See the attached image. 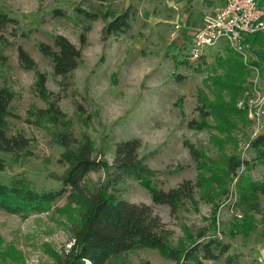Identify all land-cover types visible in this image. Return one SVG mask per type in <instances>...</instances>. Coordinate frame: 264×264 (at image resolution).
<instances>
[{
	"label": "rangeland",
	"instance_id": "obj_1",
	"mask_svg": "<svg viewBox=\"0 0 264 264\" xmlns=\"http://www.w3.org/2000/svg\"><path fill=\"white\" fill-rule=\"evenodd\" d=\"M185 3L193 9L188 21ZM130 4L138 9L131 28L123 35L107 36V22ZM200 4L201 0L105 4L99 0H0V8L16 20L1 31L8 42L0 46V56L5 57L0 60V82L16 93L9 130L31 140L22 153H0V182L24 180L38 191L62 187L61 178L69 166L57 138L62 125L39 114L40 108L49 106L35 84L39 73H44L47 91L59 99L69 128L79 142L91 140L98 159L112 164L116 142L140 140L138 154L153 171L148 175L150 184L127 179L119 185L120 195L151 205L165 223L172 246L183 248L205 233L230 245L234 264H264V194L240 203L243 192L250 194L248 182L227 168L232 154L252 160L250 141L264 130V112L258 118L249 107L255 73L246 76L241 91L237 84L234 89L222 88L213 83L215 76L225 74L215 56L220 46L199 61L187 60L194 31L212 12L196 10ZM78 8L98 12L99 17L89 21ZM88 25L91 30L82 45L80 36ZM58 35L82 51L79 66L66 78L54 74L52 59L39 49L41 42L55 47ZM19 46L35 60L34 69L21 65ZM249 53L255 58L253 50ZM198 65L201 71L196 70ZM239 172L264 184V164L244 166ZM106 179L103 169L87 178L89 182ZM186 180L196 185L194 196L176 212L154 202L153 187L168 191ZM68 194L47 212L26 217L0 209V264L58 263L72 244L70 226L78 213ZM226 256L206 263L228 264ZM145 260L177 264L155 248L131 252L125 264Z\"/></svg>",
	"mask_w": 264,
	"mask_h": 264
},
{
	"label": "trees",
	"instance_id": "obj_2",
	"mask_svg": "<svg viewBox=\"0 0 264 264\" xmlns=\"http://www.w3.org/2000/svg\"><path fill=\"white\" fill-rule=\"evenodd\" d=\"M99 1L105 4L116 0ZM78 10L84 12L89 21L99 17L98 12L84 11L81 8ZM61 11L55 10L57 14H61ZM137 12L138 9L130 4L107 22L104 33L107 36L123 35L131 28V18ZM109 16L110 14L107 17ZM15 21L7 11L0 8V46L8 42L1 31ZM90 30L91 25H88L81 34L82 45L86 44V33ZM244 42L242 50L229 43L220 45L215 56L225 74L215 76L214 84L228 89H234L237 84L241 91V84L251 72L257 69L264 77V31L246 34ZM54 43L55 47L41 42L39 49L52 59L54 74L66 78L79 66L82 51L63 35L55 36ZM252 50L256 54L255 58L249 53ZM204 57L205 55L202 58ZM18 58L23 67H36L35 60L23 46L18 47ZM0 60L4 61L5 57L0 56ZM187 60L193 62L188 54ZM202 69L200 65L196 67L197 71ZM46 83V75L39 73L35 84L40 95L49 103L47 109H39L40 117L48 116V119L62 125L57 138L65 148L64 158L69 164L61 178L62 187L57 190L38 191L24 180L0 182V209L24 217L43 213L50 210L54 202L69 192L68 197L78 206V213L70 226L72 244L63 256L58 258L57 264H112L114 260L119 259V264H125L131 252L144 248L158 249L177 264H207V260H218L224 255H227L225 259L228 264H234L236 257L229 253L230 245L205 233L199 234V239L193 240L183 248L172 246L165 223L151 205L131 202L120 195L119 185L127 179L134 178L150 184L148 175L153 174V171L138 154L140 140L134 138L116 142L112 164L98 159L90 139L79 142L75 137L73 130L69 128L70 120L58 106L59 99L51 98L53 93L47 91ZM15 98V91L0 82V153L12 155L24 152L31 141L25 134L12 133L9 130V118L14 115L12 103ZM249 147L254 153L252 160H244L234 154L227 158L228 172L239 175V180L248 182L250 194L243 192L240 203L248 201L252 196L264 194V184L239 172L244 166L264 164V130L251 139ZM192 153L197 154L198 151L193 148ZM101 169L107 172L104 182L87 180L91 172ZM195 188L196 185L191 180L183 181L168 191L153 187L152 198L155 203L169 205L172 212H176L183 207L184 202L193 199ZM139 264L152 263L145 260Z\"/></svg>",
	"mask_w": 264,
	"mask_h": 264
},
{
	"label": "built area",
	"instance_id": "obj_3",
	"mask_svg": "<svg viewBox=\"0 0 264 264\" xmlns=\"http://www.w3.org/2000/svg\"><path fill=\"white\" fill-rule=\"evenodd\" d=\"M222 6L207 12L202 25L191 37L189 59L199 61L208 50L229 43L242 50L248 33L264 31V0H221ZM251 80L253 97L249 100L250 110L258 118L264 112V79L259 70Z\"/></svg>",
	"mask_w": 264,
	"mask_h": 264
},
{
	"label": "crops",
	"instance_id": "obj_4",
	"mask_svg": "<svg viewBox=\"0 0 264 264\" xmlns=\"http://www.w3.org/2000/svg\"><path fill=\"white\" fill-rule=\"evenodd\" d=\"M186 6L187 3H185V8L188 11V13L184 14V17L186 18V20L188 21V17L190 15V13H192L193 9L192 8H187ZM222 6V2L221 0H201V4H200V8H197L196 10L198 11H202L204 13V11L206 10H215L218 9L219 7Z\"/></svg>",
	"mask_w": 264,
	"mask_h": 264
}]
</instances>
